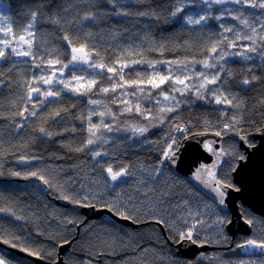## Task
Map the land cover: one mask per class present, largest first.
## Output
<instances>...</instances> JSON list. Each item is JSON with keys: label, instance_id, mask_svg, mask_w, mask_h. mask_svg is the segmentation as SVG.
<instances>
[{"label": "trees", "instance_id": "1", "mask_svg": "<svg viewBox=\"0 0 264 264\" xmlns=\"http://www.w3.org/2000/svg\"><path fill=\"white\" fill-rule=\"evenodd\" d=\"M183 3L185 8L179 18L171 16L176 0H131V7L125 0L116 8L107 0H0V11L9 18L17 35L31 22V13L37 11L33 52L45 60L58 56L67 63L71 58V48L63 39L65 34L76 46L87 43L94 53V63L115 64L118 59L121 63L140 60L141 63L124 68L126 80L150 76L153 69L149 67V62L154 63L162 74L167 73L169 67L174 75H180L183 68L198 74L199 69L204 68L198 61L208 58L213 42L222 36L234 40V32L253 35L250 28L233 20L231 15L242 12L253 26L259 21L257 15L264 17V9H243L238 12L229 8L230 11L224 13V19L216 20L214 17L221 15V10L229 6L204 8L202 3L191 0H183ZM120 10L147 14L116 15ZM89 11L94 18L83 20L84 14ZM205 13H210L212 17L207 23L192 26L182 22L186 15L198 18ZM52 18L61 23L52 24ZM221 24L232 27L234 32L223 33ZM254 39L257 51L248 52L250 59L226 57L219 64L210 59L209 62L216 64V67L207 69L213 74L223 64L220 80L215 85H207V88L219 89L229 98H234L233 103L239 104V107L216 104L210 91L201 90L204 98H199L195 92L196 84L190 86L192 90H185L183 95L171 92L172 87H177L171 80L158 89L147 85L150 93L137 92L135 86L117 88L115 93L111 90L103 93L101 87L111 89L113 81L108 77L113 73L85 67L76 70L74 66L65 69V76L58 78L70 80L73 74L85 79L95 78L97 83L91 91L80 95L57 84L55 89L61 90L60 97H49L43 105L38 103L43 98L38 97L34 101L37 115L28 116L25 120L17 113L24 107L29 111L33 108L32 103H24L27 88L23 85L34 75H39L41 68L31 67V58L12 56L11 50L6 49V58L0 60V207L11 209L15 215L0 213V229L19 237L21 246L39 251L45 264L57 260L58 247L65 244L64 240L70 243L69 250L63 256L64 264H219L223 259L228 262V259L236 258L232 248L225 249L230 244L240 243L242 237L235 236L231 240L225 235L224 226L221 230L215 224L218 219L228 221L229 216L219 213L210 201L183 179L171 175L165 166L160 165V160L165 147L163 141L176 126L182 125L187 129V134L180 132L178 135L179 142L186 136L209 131H220L223 136L249 135L264 127V56L261 55L264 52V39ZM236 43L235 48L244 43L251 45L248 40ZM220 47L225 51L233 49L228 48L227 41ZM170 61L178 63L170 66ZM116 67L119 68V65ZM116 78H119L118 75ZM244 79L249 80L247 85L243 83ZM161 90L177 98L179 107L175 111L159 112L161 105L167 104L163 97H158ZM125 91L130 95L122 96L121 93ZM157 98L160 104L156 102ZM124 99L132 102V112H123L127 106L122 103ZM89 100L99 103L89 104ZM137 103L144 111L151 113L148 118L135 111ZM102 111L105 115L93 114L91 122L100 124L103 120L112 130L107 131L101 126L96 130L100 139L93 145L85 146L89 137L87 117L90 112ZM157 116H164V122L154 119ZM233 116L237 118V123H234ZM17 124L23 126L18 129ZM225 124L234 126L226 130ZM133 127H146L147 131L140 135L132 131ZM40 128L53 135L42 134ZM223 147L226 161L219 172V180L234 187L231 173L242 153L237 143L230 139L224 140ZM94 151L106 155L93 160ZM21 157H27L28 162H23ZM109 165L115 171L126 167L129 180L112 185L104 171ZM158 167L162 169L160 176L156 174ZM17 171H38L53 186L22 182L26 179L11 174ZM62 194L74 200L87 196L98 206L117 204L121 210H128L137 222L130 221L137 227L129 230V227L115 223L106 215L83 224V216L55 203L62 199ZM240 214L244 220L253 221L250 239L264 240V220L243 208ZM16 215L21 219L17 220ZM69 218L76 223L69 225ZM156 219L163 220L165 224L156 223ZM196 221L203 222L197 223L194 230L197 244L214 249L185 261L176 256L173 237ZM8 248L11 247L0 244V254L9 258L12 264H34L19 258Z\"/></svg>", "mask_w": 264, "mask_h": 264}, {"label": "snow or ice", "instance_id": "2", "mask_svg": "<svg viewBox=\"0 0 264 264\" xmlns=\"http://www.w3.org/2000/svg\"><path fill=\"white\" fill-rule=\"evenodd\" d=\"M125 2V0H107V3L112 4L114 8L118 6L119 3ZM129 7H131V0H127ZM203 4L207 5L209 8H211L213 5H228V4H235L240 5L241 8L247 7L252 9H264V0H203ZM185 4L182 2V0H176V6L174 10L171 11V16L173 18H179V14L184 11ZM230 10L227 8H223L221 10V15H217L214 18L216 20H222L224 19V13L229 12ZM240 11L239 9L237 10ZM116 15H122V16H129V15H140L144 16L147 13L143 11L138 12H129V11H117L115 13ZM94 18V14L92 12H86L83 16V20H92ZM212 18L210 13H205L202 15H199L198 18H194L192 15H186L182 18V22L186 25H201L202 23H207L208 19ZM231 18L233 20H238L240 24H242L245 28H250L252 33L257 32V28L253 26V24L249 23L248 19L246 17H243V13L240 12L239 15L233 14L231 15ZM7 17L0 16V21L6 20ZM256 19L261 21L260 27L264 29V17H261L259 15L256 16ZM37 22V11H33L31 13V22L27 24V27H24L19 35L13 32V29L10 25L5 24L3 27H0V34H2L3 38H0V60L6 58V49H10V55L17 56V57H29L33 60V64L31 67L33 68H41V73L39 75H34L30 81L24 82V87L27 88V94L26 99L24 100L25 104L32 103V111H29L27 107L22 108L17 114L21 117L22 120L27 119L28 116H36L37 115V105L34 102L38 97H42L43 99H39L38 103L40 105H43L45 100H47L49 97L58 98L61 95L60 89H55V85L60 84L63 85V88L69 89L70 91L83 95L87 91H91L93 86L96 85L97 80L95 78L92 79H85L83 76L75 75L73 74L71 76V79H61L58 77H64L65 76V69H69L70 66L74 67L75 65H88L90 68L93 69H100V70H107L109 73H113V76H109L108 79L112 80L113 83L111 85V89L109 87H101L100 91L103 93H108L110 90L115 93L117 88H124L125 86L132 87L135 86L137 92H145L148 91L150 93L151 89L147 88V85H151L152 89H158L161 87V85H164L169 80L172 81L173 85H179V87H172L171 92H180L181 95L184 94L185 90H192L190 86L186 83V80L191 79L190 76L185 75L183 79H181L179 76L173 75V70L171 67H169V71L167 73H163L160 70L156 69V66L154 63L149 62V67L153 69V72L150 76H148L146 79L143 77H139L137 79L133 80H126L125 79V73L124 68L130 67L131 64L141 63L140 60H130L124 63H121V61L118 59L115 64H105L103 62H92V57L94 53L89 50L87 43H82L79 46H76L73 44L72 40L70 39L68 34H65L63 39L68 43V46L71 48V58L67 61V63H64L58 56L54 58L44 59L43 57H37V55L33 52L34 47V40H35V32L33 31L34 25ZM52 24H59L61 23L60 20L56 18H52L50 20ZM220 27L223 29V33H233L234 29L232 27L225 26L224 24H221ZM235 39H230L228 36H222L220 40H217L213 42L210 50H209V56L208 58H205L203 61H198V63H201L202 66L205 69L216 67V64L210 63L209 60L213 59L216 61L217 64L220 63V61H223L228 57L229 55L234 56H243L245 60L250 59L251 57L248 55H245V53L248 52H256L257 51V42L254 39L253 36L249 35H241L240 32H234ZM261 39H264V36H261ZM239 40H248L251 42V45H245L243 46V51H236V52H230L225 51L223 48L220 47L221 44H223L225 41L228 42V48L232 49L237 46V41ZM218 48L220 49L218 51ZM51 56V54H49ZM262 56H264V52L261 53ZM171 66L172 63H178L175 61L168 62ZM119 65V68L116 67V65ZM59 65V67H56ZM223 70V64H220V68L217 70L216 73H213L212 75H207L205 73H198L199 76L203 77L202 82L198 85V87L195 88V92L197 96L201 99L204 98L203 92L204 91H210L211 95L215 99L216 104H226L233 107H239V104H234L233 100L234 98H229L225 93L220 92L219 89H208L207 85H215L217 84V81L220 80V71ZM2 75V73H0ZM118 75V79L116 76ZM73 82H75L73 84ZM243 83L247 85L249 83L248 79H244ZM41 85L45 86L44 88L41 87ZM141 85H145V87H141ZM55 89V90H54ZM217 92H219V95H217ZM122 96L127 97L130 95L128 92L121 93ZM131 95H135V93H132ZM158 97H163V101H166L167 104H162L159 112L160 113H171L176 110V108L179 107V101L174 95L166 94L164 90H161L158 93ZM115 102V100H114ZM156 102L158 104L161 103L159 98H157ZM175 102V103H174ZM99 101L97 100H89V104H98ZM125 105H127L123 112H132L133 106L132 102L124 99L122 101ZM135 111L144 116L145 118H148L151 113L146 112L142 109L141 105L137 103L135 105ZM93 114H98L99 116L103 117L105 115V112H99V113H89V116L87 117L89 121V137L86 141V145H93L96 143V140H99L100 137L97 136V129H99L101 126H103L107 131H111L112 128L109 125L104 124L103 120H101L100 124H94L91 122V117ZM109 114H111L109 112ZM59 115V113H57ZM154 119H159L161 123L164 122V116H157ZM234 123H237V118L233 116ZM23 125L17 124V128L19 129ZM234 126L225 124L224 128L230 129ZM132 131L134 133H138L140 135H143L146 131V127H133ZM175 132H184L187 134V129L184 126H176L174 128ZM40 132L44 135L51 136L53 133L47 132L44 128H40ZM202 134V133H201ZM215 135L220 136L221 132L217 131L215 132ZM241 139H245L244 136H241ZM165 144L164 150L162 152V158L160 160V165H164L165 162H169L171 165H175L179 159L177 156V153L180 151L179 146V140L175 135H171L169 137H166L163 141ZM251 146V145H249ZM203 148L212 153L214 156L217 157V161L219 160V156L223 154V150L220 152H216L212 148V144L209 141L203 142ZM82 149H77V151H80ZM102 155H106V153H102L100 151H94L92 159L96 160L97 157H100ZM23 162L27 163L28 158L27 157H21L20 158ZM241 159H244V157H241ZM216 167V162H214L211 166H205L201 165L200 168L196 170L194 173L195 179L200 181L205 185V187L211 188L213 192L217 194V197L219 198V202L223 204V196L224 192L221 191L222 187H229L230 185L222 184V182L215 177L214 168ZM104 171L107 173L108 178L115 183L119 179L127 176L129 173L127 171V168H121L119 171H115L111 165L106 167ZM13 176L21 177L24 179H28L30 177H34L37 180H40L43 184H47L49 187H52L53 185L51 182L46 178L43 174H41L38 171H31V172H13L11 173ZM157 176L162 175V169L157 168L156 169ZM111 187V185H109ZM238 191L239 189H234ZM62 199L67 200L69 203H74L78 205L80 208H106L107 211L112 212L113 214L119 216L121 219L124 220H132L134 223L137 222L134 217L128 213L127 209L121 210L120 207L117 204L113 203H104L101 205H97L95 203H92L91 200L87 197H81L78 199H73L71 196L62 194ZM0 213H8L11 215H15L11 212V209L7 207H0ZM15 218L17 220L21 219L20 216L16 215ZM155 219V218H154ZM156 223L158 224H165L163 220L156 219ZM248 225H252L253 221L250 219H245L244 221ZM68 224H74L76 223L71 218L67 220ZM197 223H203L202 221H196L192 224L190 228L187 230H181L176 233V236L173 237L174 242L181 243L183 241H189L193 244H197L198 241L194 236V230L196 229ZM230 223V221L224 220V219H218L215 221V224L218 228L222 230L223 226ZM166 227L168 225H165ZM19 237L13 235L10 232H5L4 230L0 229V244L7 245L11 248H18L21 252H26L29 256H36L37 258H42L41 253L39 251H34L32 248L27 246H21L19 244ZM67 240H64L63 243H67ZM236 247L244 250V249H259L262 252H264V240L257 241L255 239H247L242 243H237ZM0 264H12L11 260L9 258H6L3 254H0ZM240 264H247L246 261H240ZM255 264V262H253Z\"/></svg>", "mask_w": 264, "mask_h": 264}, {"label": "water", "instance_id": "3", "mask_svg": "<svg viewBox=\"0 0 264 264\" xmlns=\"http://www.w3.org/2000/svg\"><path fill=\"white\" fill-rule=\"evenodd\" d=\"M71 54V50H70ZM73 68L72 66H70ZM244 136L245 139H241ZM230 139L237 143L239 151L242 153L244 159H240L234 167L231 177L232 185L234 187H222L221 191L224 192L223 204L219 202L217 194L209 187H205L203 183L195 179L194 173L201 165L211 166L216 162L214 173L216 179L219 180V175L224 166L226 157L223 150L224 140ZM209 141L212 144V148L216 152L223 150V154L217 157L212 153L206 151L203 148V142ZM251 145V146H249ZM180 151L177 153L179 157L175 165H171L169 162H165V166L175 177L183 179L187 185L191 186L195 191L199 193L206 200L210 201L215 206L219 213H223L229 216L230 223L224 226L225 235L231 240L235 236H242L244 238H250L252 234V227L246 224L242 218L241 209H245L255 216L260 217L264 220V127L249 135H228V136H217L213 132H204L199 134H193L184 137L180 142ZM98 158H101L98 157ZM130 177L125 176L119 179L112 185H120L129 180ZM22 182H39L36 178H28ZM223 184V183H222ZM234 189H239L238 191ZM47 195V191H46ZM55 203L59 206L71 209L84 217L83 224L88 220H96L104 215L113 220L115 223L129 227L130 229H136V225L130 220H124L114 215L112 212L107 211L105 208L93 209V208H80L76 204H71L66 200L59 199ZM70 225V224H69ZM162 234L164 231L160 225H158ZM79 227H77L78 230ZM232 244L228 245L230 248ZM70 243L60 245L57 250V260L50 264H64L63 256L69 250ZM176 249V255L181 259L192 260L194 257L207 251H212L214 247L208 245L193 244L189 241H183L173 245ZM13 251L19 258H24L31 261L34 264H45L41 258L35 256H29L25 252L8 248ZM235 253L239 257H253L261 258L264 257V252L259 249H244L241 250L235 247Z\"/></svg>", "mask_w": 264, "mask_h": 264}, {"label": "rangeland", "instance_id": "4", "mask_svg": "<svg viewBox=\"0 0 264 264\" xmlns=\"http://www.w3.org/2000/svg\"><path fill=\"white\" fill-rule=\"evenodd\" d=\"M182 2H183V0H182ZM0 16H5V17H7L6 15H4L1 11H0ZM233 21V20H232ZM5 24H8V25H10L11 26V22H10V20H9V18L7 17V19L6 20H4V21H0V27H3ZM260 24H261V22H255L254 23V26H257L258 28H257V32L256 33H253V37L254 38H260L261 39V36H264V29H262L261 27H260ZM0 38H3V36H2V34H0ZM263 40V39H262ZM245 45H247L246 43H244L243 45H240V46H238L237 48H233L232 49V51H230V52H236V51H243V46H245ZM245 55H248L249 56V54L248 53H245ZM228 57H231V58H233V59H236V60H238V59H240V58H242V59H244L243 58V56H234V55H229ZM251 57V56H250ZM245 60V59H244ZM248 60V59H247ZM75 67L77 68L76 70H80L81 68H90L88 65H83V64H80V65H75ZM74 67V68H75ZM92 69V68H91ZM198 73H205V74H207V75H212V73L211 72H209L207 69H205V68H203V69H199V71H198ZM174 75V74H173ZM185 75H188V76H190L191 77V79H189V80H186V83L189 85V86H191V85H193V84H196V85H199L201 82H202V80H203V77L202 76H199L198 74H195V72H193L192 70H187V69H185V68H183L182 69V72H181V74L180 75H174V76H179L181 79H183L184 78V76ZM177 87H179V85H176ZM16 250H18V249H16ZM240 261H246L247 262V264H253V262H255V264H264V259H262V260H236V261H234V263L233 264H240ZM219 264H231L230 262H227V261H225L224 259L222 260V261H219Z\"/></svg>", "mask_w": 264, "mask_h": 264}, {"label": "flooded vegetation", "instance_id": "5", "mask_svg": "<svg viewBox=\"0 0 264 264\" xmlns=\"http://www.w3.org/2000/svg\"><path fill=\"white\" fill-rule=\"evenodd\" d=\"M191 1H194V2H197V3H202L203 4V0H191ZM204 5V4H203ZM226 6H229V7H225V8H227V9H229V8H232V9H239V10H243V9H248V10H258V8L257 9H252V8H247V7H244V8H241V6L240 5H235V4H228V5H226ZM208 6L207 5H204V8H207ZM203 8V7H202ZM230 10V9H229ZM229 19V18H228ZM229 20H231L232 21V19H229ZM234 22V21H233ZM257 22H259V21H257ZM256 22V23H257ZM239 236V235H238ZM242 237V236H241ZM231 239V238H230ZM234 239V238H233ZM242 241L240 242V243H242V242H244L245 240H247V239H250V238H244V237H242ZM171 247H172V245H171ZM235 247H236V245H234V244H232L231 245V247L230 248H226L225 250H229V249H231L232 248V250L234 251V253H235ZM173 249H175V248H173ZM9 250V249H8ZM175 254H176V249H175ZM177 256V255H176ZM178 257V256H177ZM232 257H234V256H232ZM235 257L236 258H232V259H228V262H230L231 264H233L234 263V261H236V260H262V259H264V257H261V258H253V257H239V256H237V254L235 253ZM179 258V257H178ZM181 259V258H180ZM185 261H189V260H186V259H184ZM171 263H172V260H171Z\"/></svg>", "mask_w": 264, "mask_h": 264}, {"label": "built area", "instance_id": "6", "mask_svg": "<svg viewBox=\"0 0 264 264\" xmlns=\"http://www.w3.org/2000/svg\"><path fill=\"white\" fill-rule=\"evenodd\" d=\"M179 134H180V132H175L174 129H173V131L171 132V135H175L176 137H178ZM171 135H170V136H171Z\"/></svg>", "mask_w": 264, "mask_h": 264}, {"label": "clouds", "instance_id": "7", "mask_svg": "<svg viewBox=\"0 0 264 264\" xmlns=\"http://www.w3.org/2000/svg\"><path fill=\"white\" fill-rule=\"evenodd\" d=\"M178 138V137H177ZM224 146V145H223ZM223 149H224V147H223Z\"/></svg>", "mask_w": 264, "mask_h": 264}]
</instances>
